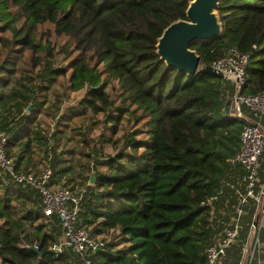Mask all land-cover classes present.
Instances as JSON below:
<instances>
[{
  "label": "trees",
  "instance_id": "obj_1",
  "mask_svg": "<svg viewBox=\"0 0 264 264\" xmlns=\"http://www.w3.org/2000/svg\"><path fill=\"white\" fill-rule=\"evenodd\" d=\"M186 5L185 0H68L61 7L59 0H0V31L10 27L13 32L11 41L1 38L0 43L14 44L0 61L5 152L17 172L38 176L48 168L49 185L71 192L70 182L81 185L75 193L76 224L91 235L119 232L126 246L94 251L88 256L90 264H205V248L236 216L235 190L242 191V169L228 160L237 152L242 120L221 113L222 103L235 93L234 84L202 71L191 76L177 72L155 54L156 38L170 22L184 19ZM216 12L221 36L195 40L189 48L202 64L230 48L247 55L240 94L263 92L264 0H219ZM17 23V29L9 26ZM42 23L66 37L58 51L70 57L66 66L52 67L47 58L44 62L33 56H54L47 42L35 38L34 30ZM23 49L32 53V68L17 74L15 59ZM65 74L69 90L84 93L75 107L59 115L61 96L46 98V92ZM112 81L120 99L117 107L115 97L105 90ZM29 104L31 112L26 113ZM130 107L135 121H143L145 138L135 139L138 130L113 141L100 138L113 146L120 140V148L102 156L96 149L91 157L85 154L91 161L78 165L85 172L82 178H69L71 166L64 164V152H56L61 130H46L35 122L39 114L49 119L80 115L76 111L87 112L88 118L101 114L113 135ZM92 171L94 182L87 184ZM1 188L0 264H83L69 248L55 257L48 249L61 230L54 214L43 213L35 190L9 180L0 182ZM15 205L21 207L18 217ZM259 206L249 198L241 204V228L221 264L241 262ZM21 240L36 241L37 249L24 248ZM247 264H261L255 249Z\"/></svg>",
  "mask_w": 264,
  "mask_h": 264
},
{
  "label": "built area",
  "instance_id": "obj_2",
  "mask_svg": "<svg viewBox=\"0 0 264 264\" xmlns=\"http://www.w3.org/2000/svg\"><path fill=\"white\" fill-rule=\"evenodd\" d=\"M246 60L247 55L230 48L225 55L209 64L234 78L235 93L230 101L229 114L241 119L242 126L238 137L237 152L228 162L242 169L238 178L242 191L235 190L238 197V206L234 208L236 216L223 225L218 236L205 248V264H221V258L226 249L236 242L238 231L241 228L238 222L241 204L245 203L248 198L252 199L260 205L259 210L264 213V129L261 124L264 118V91L254 94H237L238 89L244 83L243 68ZM235 98L236 101H234ZM6 140L7 136L0 132V182L4 184L9 180L35 190L39 194L43 213L45 215L54 214L57 217L61 234L48 247L54 257L69 248L81 256L83 264H90L89 254L101 250L104 243L100 234L91 235L85 227L76 224L79 197L66 187L49 185L50 170L48 168H44L38 176L30 172H17L12 159L5 152ZM259 171H261V178H259ZM87 184H89L88 181ZM210 200L211 198L208 199ZM21 242L24 248L37 249L36 241L28 243L21 240ZM256 243L257 234L255 242L251 245V253ZM248 246L247 242L243 245L242 251L247 250Z\"/></svg>",
  "mask_w": 264,
  "mask_h": 264
},
{
  "label": "rangeland",
  "instance_id": "obj_3",
  "mask_svg": "<svg viewBox=\"0 0 264 264\" xmlns=\"http://www.w3.org/2000/svg\"><path fill=\"white\" fill-rule=\"evenodd\" d=\"M67 3L68 0H59V6L61 7L66 6ZM20 23H17L15 25L9 24V26H15L14 28L17 29ZM1 25L2 22H0V26ZM34 34L35 38L37 40L39 39L42 44H44L45 42L49 44L50 50L54 54V56L52 58L45 57L43 52L34 53L33 56H38V58H40L41 61L44 62L46 60L45 58H47V63H49V65L52 67L59 68L66 66L70 57H65L61 53H58L60 47L65 44L66 37L61 34H55L52 25L49 23H42L37 25L34 30ZM12 36L13 32L10 30V27H8V29H6L5 31H0V39L4 38L6 40L11 41ZM13 47L14 44H12V42L11 44L9 43L7 46H3L2 43H0V61L5 57L7 51ZM31 56L32 53L30 50H22L20 56L15 59L14 67L15 72L17 74L31 71V60L29 59ZM66 78L67 74L56 77L53 80L54 82L51 85L49 91L46 92V98L51 99L53 97V94H56L55 97H57V94L61 96V104L59 105V115H61L66 108L75 107L84 93V90L71 92L68 88ZM105 90L112 97H115L117 90L115 82H109L106 85ZM117 106H120V99L115 97L114 107ZM130 110H132V107H130L129 111L124 112L122 117H120L118 126L116 127V132L113 135L110 133L109 123L105 122V117H103L101 114H97L96 117L93 118H88L87 112L76 111L80 112V115L77 113L75 115H71V117H63V119L44 118L45 116L39 114L35 117V122L41 125V127L45 128L46 130H48V128L50 130L54 128L61 130L60 142L57 146L56 152H64L63 158L66 159V162L64 164H69L71 166L69 169L68 177L78 178L81 175L82 178L85 172H81L78 168V165L80 163H85L88 165L87 161H91V158L86 159L84 157L86 156L85 154H89V157H91V155L93 154V150L96 149L98 151L99 156H102L112 154L115 150L120 148V140L118 141L116 146H113V144H111L112 142L103 143L100 141V138H110L113 141L119 136L134 132L135 130L139 131V133L136 134L135 139L140 140L145 138L143 121L141 120L136 122V114L130 113ZM25 112L30 113L31 110H25ZM113 114H116L114 110ZM91 120H93V125H91ZM34 158L35 161H39L38 157ZM89 166H91V163H89ZM68 186L74 188L72 191L73 193H76V191H78V189L81 187V185H78V183L74 181L70 182ZM1 190L2 188L0 189V196L2 193ZM14 208L19 211H14L15 215L18 217V215L22 212L20 211L21 207L15 205ZM14 208L12 210H14ZM12 210L10 209L9 212H11ZM36 224L37 223L35 222L32 223L33 226ZM24 228L28 229V224L24 225ZM99 236L104 243V250L109 249L110 251H116L126 246V244L122 242L121 235H119V232L115 229L108 231L104 230ZM255 240L256 230L253 229V232L250 233V238L248 240L249 249L251 245L255 242ZM249 249L244 251L241 260L242 264H247V259L249 258L251 253Z\"/></svg>",
  "mask_w": 264,
  "mask_h": 264
},
{
  "label": "water",
  "instance_id": "obj_4",
  "mask_svg": "<svg viewBox=\"0 0 264 264\" xmlns=\"http://www.w3.org/2000/svg\"><path fill=\"white\" fill-rule=\"evenodd\" d=\"M187 2L184 10V19L170 22L163 28L156 38L155 54L163 61L166 67L183 72L188 76L202 71L210 76L223 78L230 82L234 78L224 71L216 69L209 64H202L200 56L189 48L190 43L195 40H211L222 34V26L216 12L219 0H185ZM238 89L237 94H240ZM236 101V98L234 99ZM230 100H225L221 105V113L228 116ZM26 110H30V104ZM252 123V122H251ZM253 124V123H252ZM94 182V172L89 175L88 183ZM257 216L253 221L256 223Z\"/></svg>",
  "mask_w": 264,
  "mask_h": 264
},
{
  "label": "crops",
  "instance_id": "obj_5",
  "mask_svg": "<svg viewBox=\"0 0 264 264\" xmlns=\"http://www.w3.org/2000/svg\"><path fill=\"white\" fill-rule=\"evenodd\" d=\"M228 107L230 110V103H228ZM261 124H262V127L264 129V118L262 119ZM257 214H258V216L256 219V223L253 226L254 227L253 229L259 233V237L257 238V243H256L254 249L256 251V255L259 258V263L264 264V213H262L259 210V212ZM253 229L250 231V233L253 232ZM247 249H249V248L247 247ZM249 250L251 252V247ZM243 254H244V251H242V256H243ZM221 260H222V258H221ZM239 264H242V262H240Z\"/></svg>",
  "mask_w": 264,
  "mask_h": 264
}]
</instances>
